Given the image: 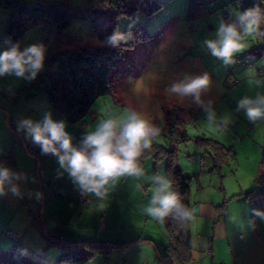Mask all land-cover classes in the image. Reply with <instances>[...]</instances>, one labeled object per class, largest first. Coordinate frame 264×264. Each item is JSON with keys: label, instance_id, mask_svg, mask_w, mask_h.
Returning <instances> with one entry per match:
<instances>
[{"label": "rangeland", "instance_id": "1", "mask_svg": "<svg viewBox=\"0 0 264 264\" xmlns=\"http://www.w3.org/2000/svg\"><path fill=\"white\" fill-rule=\"evenodd\" d=\"M7 1H18L24 5L41 3L51 7H63L73 12L72 23L65 32L82 40L81 43L84 45L106 46L107 44L101 41L100 35L114 26L116 31L131 36L126 42H122L130 45L127 47L125 58L120 65L123 77L116 83L114 92L102 96L93 104L84 124H73L67 119H60L58 113L51 111L53 119L65 122L66 131L72 137L74 145L75 139H83L87 133L95 129L101 119L110 115H120L133 109L142 112L160 127L161 133L157 140L159 144L168 149H176L178 162L184 173L187 176H192V199L203 197L204 190L210 192L213 185L214 187L225 185L230 190L234 179L229 171L235 163L224 166L226 176L221 177L220 180L209 151L197 142L196 138L210 137L221 141V139L226 140L227 134L235 135L234 123L237 121L235 117L240 115L242 110H238L236 96L232 94L234 93L233 88L238 82L237 76L245 70L251 71V67L248 63L245 65L241 63L246 59L242 55V51L235 55L232 64L225 65L210 54L204 41L214 38L221 21L235 20L236 16L242 13L239 0H208V5L213 12L191 20L188 19L189 0H160L163 7L150 16H147L143 11H136L132 15H116V0ZM7 12H9L7 9H0V14H8ZM54 38L55 35L50 33L46 26L38 24L26 31L19 46L23 49L39 41H46L48 45H52ZM135 40L138 42L136 43ZM261 45H264V38L249 40L247 48L254 50L256 46ZM255 51L258 52L256 55L250 54L254 58V65L263 69L264 53L260 55V50L257 48ZM204 74H207L211 81L208 91L202 97L205 107L210 101L212 111L215 113L211 124L206 119L205 107L198 106L191 98L178 99L175 96H169L166 91L171 83L185 76ZM10 79L9 77L7 81ZM22 81L23 79H20L19 83ZM24 88L29 87L25 85ZM42 94L47 96L46 93ZM17 100L18 103H16ZM0 104L2 106L0 121H3L7 128H9L7 119L10 114L7 109L3 108L4 105H9L17 123L24 118L40 120L36 110L31 107L28 97L11 89L0 92ZM11 105H14L12 106L14 109ZM188 116H191L192 119L190 120ZM239 129L242 130L244 127L241 125ZM183 130L190 136V139H184L181 134ZM242 131L244 132V130ZM236 138L240 139L241 136H236ZM250 140L252 138L249 139V142ZM22 148L28 156L26 160L28 159L30 162L29 164L24 163L25 159L21 158L22 155L19 154V151L17 150L16 153L14 151L15 159L17 161L18 158L19 161L18 168L21 169V174L24 175L22 169L31 170L32 167L37 184H40L42 189L49 194L50 188H53L52 185L55 186L60 182L55 177L59 174L54 171L57 166V158L51 154L41 153V161L38 162L24 146ZM167 159L168 157L164 155L155 168V159L151 156L147 157L141 165L145 172L143 179H148L154 174L167 176ZM203 160L207 164L206 168L201 167ZM23 165L25 166L22 168ZM38 171H40L41 183L38 180ZM24 177L21 179L22 190L24 189V193L31 199L25 208L33 209L36 212L42 203L38 204L35 201L33 192L29 188V182L25 175ZM146 184H148V192L151 195L150 181ZM51 207L59 208V201L53 199L48 210ZM15 210H13L14 213ZM0 211H2V206H0ZM54 217L56 216L51 218ZM161 222L165 225L164 220ZM0 246L5 249L9 248L5 247L4 241L0 243ZM92 260L90 264H97L95 259ZM106 264H119V262L111 261L110 258Z\"/></svg>", "mask_w": 264, "mask_h": 264}, {"label": "crops", "instance_id": "2", "mask_svg": "<svg viewBox=\"0 0 264 264\" xmlns=\"http://www.w3.org/2000/svg\"><path fill=\"white\" fill-rule=\"evenodd\" d=\"M3 1L0 0V9H7L2 5ZM7 11L8 14H0V38L10 19V10ZM247 47L242 51V55L246 58L243 59L245 62L241 63L243 65L248 63L251 71L245 70L237 76L238 82L232 93L236 96L237 102L244 97L255 98L257 95H264V68L254 65V58L250 56L252 53L255 55L258 53L255 51L258 47L256 46L254 50ZM9 77L11 79L7 81ZM19 82L20 79L12 75L0 76V92L11 89L28 97L39 119H42L46 112H54L48 97L42 94L44 92L33 86L29 87V81ZM25 85L29 88H24ZM4 106L3 108L7 109L10 115L7 119L9 128L0 121L2 122L0 123V165L21 174L14 151L16 153L18 150L22 155L21 158L25 159L24 163L29 164L30 160H26L28 156L22 146L28 153L33 154L38 162L41 161V149L39 146L27 147L32 141L26 138L24 132L18 130V123L9 105ZM0 108H2L1 104ZM235 119L237 120L234 123L235 135L227 134L226 140L220 141L234 151L233 158L226 164L235 163L229 171L234 184L230 190L225 185L218 187L213 185L210 192L204 190L201 198L192 199L191 192L190 209L193 212L190 224L193 260L189 264H264V217L256 214L257 211L264 213V193L253 198L245 195L246 192L260 188L257 178L264 171V120L252 122L243 110ZM241 125L244 127L242 129L244 132L239 129ZM236 136L241 138L237 139ZM248 137L252 138L250 142ZM74 141L76 146H80L82 139ZM7 155H11V158L1 162V158ZM206 165L201 167L206 168ZM224 166L219 174L220 180L221 177L226 176ZM54 171L59 174L55 177L60 182L55 186L52 185L53 188H50L51 192L48 194L40 184H37L32 167L31 170L22 169L35 201L38 204L42 203L36 212L25 208L31 199L24 193V189L22 190L21 180L16 181L21 196H15L11 192L0 196V206H2L0 243L4 241L6 248L19 244L26 257L52 263L61 248L47 242L43 233L46 230L60 234L73 242L102 241L127 244L122 248H113L106 261L98 254L93 258L97 264H106L110 258L111 261H117L119 264L128 262L172 264L171 261L159 256L165 253L169 242L165 225L143 212L150 199L147 178L142 177L139 180L134 177L119 178L105 200L101 201L95 196L88 195L91 202L85 204L81 200L79 187L68 173L60 168L58 162ZM37 173L40 182V171ZM53 199L59 201V208L51 207L48 210ZM222 204L224 208L220 213L219 206ZM13 210L16 212L14 213ZM52 216L56 217L51 218ZM5 229L14 232L18 236V241L7 237L2 240L1 238L5 237L3 235ZM90 263L91 260L87 264Z\"/></svg>", "mask_w": 264, "mask_h": 264}, {"label": "clouds", "instance_id": "3", "mask_svg": "<svg viewBox=\"0 0 264 264\" xmlns=\"http://www.w3.org/2000/svg\"><path fill=\"white\" fill-rule=\"evenodd\" d=\"M262 25L264 11L258 6L247 9L232 22L221 21L214 38L206 39L204 45L213 57L230 65L235 55L248 46L249 40L264 38ZM130 38V34L115 31L107 38V43L119 47L121 42ZM45 54L46 49L42 44H32L23 49L19 43L12 44L0 52V76L12 75L31 82L43 70ZM210 83L207 74L185 76L171 83L166 91L169 96L191 98L198 106L205 107L202 97ZM237 107L252 122L264 120V95L244 97L239 100ZM205 112L211 124L215 113L210 101ZM18 130L39 146L42 154L55 156L60 168L68 173L84 194L95 196L101 201L106 199L119 178L134 177L139 180L145 176L141 157L152 149L161 133L154 121L133 109L101 119L95 129L83 137L80 146L72 143L65 122L53 119L50 111L38 121L31 118L18 121ZM24 178L23 174L0 165V196L8 192L21 196L16 181ZM148 179L151 195L143 208L146 215L161 221L169 217L177 221L192 218L193 210L183 203L168 176L154 174ZM256 214L264 217V213L259 211Z\"/></svg>", "mask_w": 264, "mask_h": 264}, {"label": "trees", "instance_id": "4", "mask_svg": "<svg viewBox=\"0 0 264 264\" xmlns=\"http://www.w3.org/2000/svg\"><path fill=\"white\" fill-rule=\"evenodd\" d=\"M239 1L242 12L256 6L264 11V0ZM2 5L10 10V19L0 38V52L11 47L12 44L20 45L30 27L38 24L46 26L50 33L55 35L54 42L52 45H48L46 41L34 43L44 45L46 54L43 70L28 86L46 93L52 110L61 118H66L72 123L84 124L93 104L102 96L115 91L116 83L123 77L120 65L130 45L121 42L119 47H112L107 43V38L116 31L115 26L100 35L101 41L106 43V46L82 44V40L65 32L72 23L73 12L63 7H51L41 3L24 5L18 1L8 2L7 0L3 1ZM162 7L163 3L160 0H116V15H132L136 11H143L150 16ZM210 12L213 10L209 7L208 0H189L188 19L201 18ZM262 30H264L263 25ZM135 42L138 41L135 40ZM257 49L260 50L259 54L264 53V45L258 46ZM181 134L184 139H190L186 131L183 130ZM196 141L209 151L214 161V169L221 174L223 166L234 156L233 148L210 137H197ZM35 146L37 145L33 143L27 144L28 148ZM164 155L168 157L167 176L173 181L183 203L190 208L192 176L184 173L178 162L176 149H168L155 142L152 149L141 157V165L147 157L151 156L155 159V168H157L158 161ZM10 158L11 155L4 156L1 162ZM257 181L260 188L246 192L247 197L253 198L264 193V171ZM219 207L222 213L223 204ZM164 221L169 242L165 253L159 256L171 261L172 264H189L193 260L190 219L177 221L169 217ZM7 231L10 230H4L5 237L11 238L6 235ZM43 233L49 244H56L61 248L59 255L52 263L26 257L21 251L22 246L16 244L9 249L0 246V264H87L98 254L102 255L106 261L113 248H122L127 245L102 241L73 242L57 233L46 230ZM11 239L18 241V236Z\"/></svg>", "mask_w": 264, "mask_h": 264}, {"label": "built area", "instance_id": "5", "mask_svg": "<svg viewBox=\"0 0 264 264\" xmlns=\"http://www.w3.org/2000/svg\"><path fill=\"white\" fill-rule=\"evenodd\" d=\"M262 74H263V73H262ZM188 118H189L190 120L192 119L191 116H188ZM201 165H202V166H205V165H206V163H205L204 160L201 162ZM80 197H81V200H82L83 203H85V204H90V202H91V198H90L87 194H84L81 190H80ZM6 235H7L8 237H11V238H16V237H17V235H16L14 232H12V231H7V232H6Z\"/></svg>", "mask_w": 264, "mask_h": 264}]
</instances>
